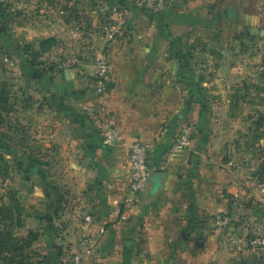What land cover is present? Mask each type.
Wrapping results in <instances>:
<instances>
[{
	"label": "crops",
	"instance_id": "obj_1",
	"mask_svg": "<svg viewBox=\"0 0 264 264\" xmlns=\"http://www.w3.org/2000/svg\"><path fill=\"white\" fill-rule=\"evenodd\" d=\"M137 1L142 25L110 45V88L100 99L78 92L88 112L76 113L74 142L86 155L72 157V164L79 176L86 163L95 184L42 190L48 203L39 208V236L31 247L42 264H71L74 251L85 248L92 251L89 264H213L222 257L216 231L205 226L232 208L225 189L237 191L222 159L203 154L200 137L188 149L172 155L169 149L184 125L198 126L218 110L223 59L199 54L208 56L224 32H240L250 15L243 0H198V7L189 0L156 1L160 7L150 14ZM100 115L120 132L117 140L105 141ZM135 140L148 147L151 171L147 189L131 203L128 144Z\"/></svg>",
	"mask_w": 264,
	"mask_h": 264
},
{
	"label": "rangeland",
	"instance_id": "obj_2",
	"mask_svg": "<svg viewBox=\"0 0 264 264\" xmlns=\"http://www.w3.org/2000/svg\"><path fill=\"white\" fill-rule=\"evenodd\" d=\"M140 1L150 14L160 7L156 1L166 5L171 0ZM243 1L250 16L242 30L224 32L208 56L199 54L200 59H223L218 110L203 115L198 126L186 125L193 139H202L203 154L221 157L229 185L237 190L225 189L232 208L222 212L229 213L238 235L255 238L264 237V124L256 123L264 114V0ZM0 2V96L11 109L0 112V218L15 224L19 214L23 226L12 227L27 235L39 232V208L48 203L45 191L41 195L44 188L95 184L86 163L79 176L72 164L86 155V147L78 151L74 142L76 113L88 112L85 95L78 92L95 93L91 67L97 57L106 53L111 65L110 45L128 37L143 17L137 0ZM189 5L199 2L189 0ZM8 206L9 219L4 218ZM205 226L216 231L222 251L213 264H254V254L264 264V245L236 251L213 222Z\"/></svg>",
	"mask_w": 264,
	"mask_h": 264
},
{
	"label": "built area",
	"instance_id": "obj_3",
	"mask_svg": "<svg viewBox=\"0 0 264 264\" xmlns=\"http://www.w3.org/2000/svg\"><path fill=\"white\" fill-rule=\"evenodd\" d=\"M95 80V93L100 99L106 94L113 80L111 65L106 53H101L97 57L95 64ZM98 103L101 109L100 113L101 111L104 112L106 107L100 100ZM99 119L102 122L100 129L104 135L105 141L117 140L120 137V132L114 126L107 123L105 117L100 115ZM192 140V127L190 125H184L169 149V155H172L178 150L192 147ZM128 159L130 164V177L127 201L132 203L140 199L149 184L151 168L148 161V147L140 141H132L128 144ZM85 220L88 222L91 221L92 216L90 214L85 215ZM213 223L224 237H226V240L230 242L234 250L237 248L238 250L245 251L250 245H264V237L244 238L238 235L232 218L226 212L217 213L213 217ZM91 256L92 251L90 248L78 249L74 251L72 255L71 264H89Z\"/></svg>",
	"mask_w": 264,
	"mask_h": 264
},
{
	"label": "trees",
	"instance_id": "obj_4",
	"mask_svg": "<svg viewBox=\"0 0 264 264\" xmlns=\"http://www.w3.org/2000/svg\"><path fill=\"white\" fill-rule=\"evenodd\" d=\"M3 101L5 100L0 96V103ZM6 104L5 101V104L0 106V112L5 108L7 112L11 110L5 107ZM256 123L258 126L264 124V114L258 117ZM9 207L11 206L6 207L7 213L4 215V218L6 217L7 219L12 217V210ZM17 218L18 220L15 224L3 222L0 218V264H42L43 258H41V255L31 249L33 242L38 239L39 232L29 231L27 235L15 233V227L23 226L19 219V214ZM12 226L15 227L13 228ZM37 256L38 258H36Z\"/></svg>",
	"mask_w": 264,
	"mask_h": 264
},
{
	"label": "water",
	"instance_id": "obj_5",
	"mask_svg": "<svg viewBox=\"0 0 264 264\" xmlns=\"http://www.w3.org/2000/svg\"><path fill=\"white\" fill-rule=\"evenodd\" d=\"M227 14H228V17L229 18H233L234 15H235L234 9H229L228 12H227ZM253 260H254V264H259V257H258L257 254H254L253 255Z\"/></svg>",
	"mask_w": 264,
	"mask_h": 264
}]
</instances>
